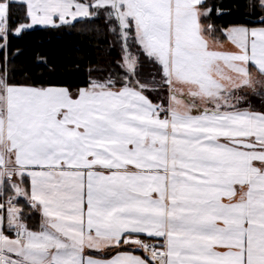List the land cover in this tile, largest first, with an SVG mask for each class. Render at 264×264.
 <instances>
[{
  "label": "snow or ice",
  "instance_id": "snow-or-ice-1",
  "mask_svg": "<svg viewBox=\"0 0 264 264\" xmlns=\"http://www.w3.org/2000/svg\"><path fill=\"white\" fill-rule=\"evenodd\" d=\"M238 7L0 0V264H264V0ZM82 25L110 54L84 86L17 67Z\"/></svg>",
  "mask_w": 264,
  "mask_h": 264
},
{
  "label": "trees",
  "instance_id": "trees-1",
  "mask_svg": "<svg viewBox=\"0 0 264 264\" xmlns=\"http://www.w3.org/2000/svg\"><path fill=\"white\" fill-rule=\"evenodd\" d=\"M245 0H222L224 7L233 9L231 15L215 18V23L225 25L239 19V13L243 11L238 7ZM108 44L105 37L97 31L91 30V26H78L77 29H53L34 27L22 37L12 40V49L21 50L17 57V67L34 69L37 62L43 59L54 71L48 73L45 69H39L44 74V80L36 83L50 81L53 85L69 84L73 87L84 86L88 79L89 67L104 65L109 58L106 51ZM112 58L115 54L112 53ZM151 71L150 66L144 69L145 74ZM23 73L17 74V79L23 81Z\"/></svg>",
  "mask_w": 264,
  "mask_h": 264
},
{
  "label": "crops",
  "instance_id": "crops-1",
  "mask_svg": "<svg viewBox=\"0 0 264 264\" xmlns=\"http://www.w3.org/2000/svg\"><path fill=\"white\" fill-rule=\"evenodd\" d=\"M35 27H38V26H35ZM39 27H42V26H39Z\"/></svg>",
  "mask_w": 264,
  "mask_h": 264
}]
</instances>
